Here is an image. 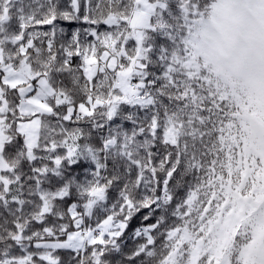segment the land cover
<instances>
[{"label": "snow or ice", "instance_id": "snow-or-ice-1", "mask_svg": "<svg viewBox=\"0 0 264 264\" xmlns=\"http://www.w3.org/2000/svg\"><path fill=\"white\" fill-rule=\"evenodd\" d=\"M0 264H264V0H0Z\"/></svg>", "mask_w": 264, "mask_h": 264}]
</instances>
